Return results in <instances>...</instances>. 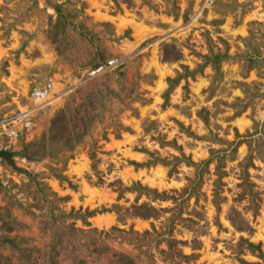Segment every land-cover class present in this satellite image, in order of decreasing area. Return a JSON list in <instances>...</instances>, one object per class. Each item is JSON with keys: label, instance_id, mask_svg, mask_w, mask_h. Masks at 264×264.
<instances>
[{"label": "rangeland", "instance_id": "obj_1", "mask_svg": "<svg viewBox=\"0 0 264 264\" xmlns=\"http://www.w3.org/2000/svg\"><path fill=\"white\" fill-rule=\"evenodd\" d=\"M102 84L82 142L35 157L55 113ZM0 151V264H173L166 239L195 255L181 264L257 261L236 242L264 250V0H0Z\"/></svg>", "mask_w": 264, "mask_h": 264}, {"label": "trees", "instance_id": "obj_2", "mask_svg": "<svg viewBox=\"0 0 264 264\" xmlns=\"http://www.w3.org/2000/svg\"><path fill=\"white\" fill-rule=\"evenodd\" d=\"M52 9L54 10V12L56 13V15L59 14V10L58 8L54 5L52 6ZM59 19L56 18V25L59 26ZM49 33V32H48ZM214 58H217V56H215ZM109 91L106 88V86L104 84L101 85L100 88H96L95 90L90 89L88 92L85 93L84 97L85 100L83 99V103L82 106H75V107H71L68 104H65L61 109H59L55 115L51 118L49 125L47 126L46 130L40 135V138L32 143L30 146L34 149V156L35 157H42V156H50V157H58V156H62L63 154L66 153H70L73 148L82 142V140L84 139L88 129L91 127V123L94 121V119L97 117L99 111L102 109L103 107V103L107 100ZM97 99L99 102V107H95L94 110V104L92 102V100ZM26 154V153H25ZM3 153L0 151V156H2ZM88 156L90 158V160L93 161L94 157H95V153L92 152L90 149L88 151ZM24 157H26V155H24ZM180 157L183 159L184 156L182 153H180ZM28 159L30 157H27ZM172 159L175 161V163H172V166L169 168V172L168 174H170V172L175 173V167L176 164L178 163V158L175 156H172ZM184 161L186 162V164H188V160L184 159ZM161 163L164 166H168L170 165V162L167 161H156V160H151V161H147V164H151L153 165L154 163ZM208 163V161L203 162V165ZM192 164V163H191ZM198 166V165H196ZM240 166V179L242 180L243 184L242 186L247 187V191L246 194L248 196V201L253 202V197L255 196L254 194H252V184L247 183V174L245 172L246 170V166ZM215 174L217 176V180H215L213 182V189H212V203L215 205V207L217 206V201H215L216 197H218L219 195V188H220V183L219 181V176H220V172L219 169L217 168V166L214 169ZM138 189L136 190L137 193H143L144 191H148L151 192L152 194V198L153 199H164V194L162 193H157L155 190H146L144 187H140L139 184H137ZM198 187V184H197ZM126 189V188H125ZM194 190L191 189L189 187V189H187L186 187H184L182 189L183 192L187 193L186 197L189 198L191 195V193L193 194L192 191ZM257 197V195H256ZM254 204V203H253ZM133 214L135 216H138L142 219H146V218H150L154 216V209L152 207H150L149 205L146 204H138V205H134L133 207ZM249 208L252 210H255V207L253 205V207H251L249 205ZM253 211V212H254ZM184 222L189 223L191 222V220L189 218H185L183 219ZM238 230H241V227H236ZM135 235L137 234L136 232L134 233ZM148 235L147 231H143L140 236H144V235ZM165 242V249L160 250L161 254L167 255L168 259H171V256H175L178 257V261L177 262H173V264H181V262H188L190 259H193V257L195 255L191 254L188 256L182 255L179 251V249H177V245H181L183 244L180 241H177L175 239H166L164 240ZM190 243L191 248L195 249L197 247H199L198 245V241L196 239H191ZM197 246V247H196ZM236 247H237V251L239 252V250H245L249 255H252L256 258L257 261L252 262V263H246L242 260H237L236 262L238 264H264V250L260 249V244L256 243L253 244L251 242H249L246 239L243 238H239L236 242ZM173 251V255L172 254ZM113 264H132L130 259H128L127 257L123 256V255H118L117 257H115V255L113 256Z\"/></svg>", "mask_w": 264, "mask_h": 264}, {"label": "built area", "instance_id": "obj_3", "mask_svg": "<svg viewBox=\"0 0 264 264\" xmlns=\"http://www.w3.org/2000/svg\"><path fill=\"white\" fill-rule=\"evenodd\" d=\"M110 64V63H108ZM50 85H46V87L42 88V89H38V90H34L31 93V97L34 100H42L48 93L49 89H50Z\"/></svg>", "mask_w": 264, "mask_h": 264}]
</instances>
